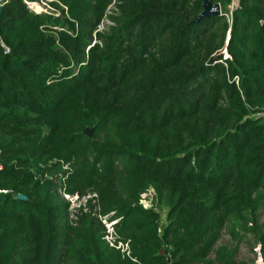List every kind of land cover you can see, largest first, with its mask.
I'll use <instances>...</instances> for the list:
<instances>
[{
	"label": "trees",
	"instance_id": "obj_1",
	"mask_svg": "<svg viewBox=\"0 0 264 264\" xmlns=\"http://www.w3.org/2000/svg\"><path fill=\"white\" fill-rule=\"evenodd\" d=\"M203 1L3 6L0 264H255L246 235L264 263V0Z\"/></svg>",
	"mask_w": 264,
	"mask_h": 264
},
{
	"label": "built area",
	"instance_id": "obj_2",
	"mask_svg": "<svg viewBox=\"0 0 264 264\" xmlns=\"http://www.w3.org/2000/svg\"><path fill=\"white\" fill-rule=\"evenodd\" d=\"M8 1L9 0H0V6L3 7ZM53 1L54 0H36V1L24 0L27 8L32 12L47 13L49 15L59 16L60 15L59 9L54 7L53 5H51V2H53ZM236 2H237V0H231L230 10L236 4ZM59 5H60V8L65 9L64 5H62L60 3H59ZM106 21H108V20L105 19L104 22H106ZM108 24H110L109 21H108ZM100 28H101V26H100ZM8 51H9V49L6 46H4V53H7ZM257 115L264 116V113H257ZM149 193H150V190L144 192L141 195L140 203L145 208H149L151 206L152 199H144V197L147 196ZM90 196L91 195H88V197H90ZM63 197H64V199H66L70 203V208H71L73 214H76V211L80 205V202L85 201V198H82L80 201H76L77 198H76V196H73V195L64 194ZM74 198H75V200L72 201V199H74ZM109 216H110V213L106 214V215H98V219L101 221V223L104 225V228H105L104 229V240L108 243V245L110 247L116 249L123 257L129 258L135 262H138V260L132 256V251H131L129 243L119 239V236L114 229V224L117 222V219H109ZM255 252H256V256H255V260H254L255 264H264L259 244L255 248ZM138 263L141 264L140 262H138Z\"/></svg>",
	"mask_w": 264,
	"mask_h": 264
},
{
	"label": "rangeland",
	"instance_id": "obj_3",
	"mask_svg": "<svg viewBox=\"0 0 264 264\" xmlns=\"http://www.w3.org/2000/svg\"><path fill=\"white\" fill-rule=\"evenodd\" d=\"M229 8H230V5H229ZM105 23L108 24V21H106ZM144 199H154L152 189H150V193L147 196H145ZM161 212L162 214H164V210H161ZM258 222L261 225V231L264 232V210H263V213H260ZM219 243L228 245L230 247L234 245L232 243L231 237L227 235L226 233H223ZM258 244H259L258 241L253 235L244 236L242 238V244L238 248L237 260L248 259L250 261H253L254 263L255 256H256L255 248L257 247Z\"/></svg>",
	"mask_w": 264,
	"mask_h": 264
},
{
	"label": "water",
	"instance_id": "obj_4",
	"mask_svg": "<svg viewBox=\"0 0 264 264\" xmlns=\"http://www.w3.org/2000/svg\"><path fill=\"white\" fill-rule=\"evenodd\" d=\"M2 8L3 7L0 6V23H1ZM202 8H203L202 11L198 14V16L196 17L195 21H198V20H200L203 17L221 15L219 4L218 3H213L210 0H204L203 4H202ZM93 129H94V127H91V128L86 127L83 130V133L86 134L87 136L91 137L92 134H93ZM16 197L18 199H21V200H26L27 199L26 195H24L22 193H19ZM74 200H75V198L72 199V201H74ZM167 260H168V258H167Z\"/></svg>",
	"mask_w": 264,
	"mask_h": 264
}]
</instances>
